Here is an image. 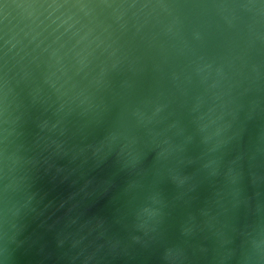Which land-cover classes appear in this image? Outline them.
<instances>
[{"label": "water", "instance_id": "obj_1", "mask_svg": "<svg viewBox=\"0 0 264 264\" xmlns=\"http://www.w3.org/2000/svg\"><path fill=\"white\" fill-rule=\"evenodd\" d=\"M0 264H264V0H0Z\"/></svg>", "mask_w": 264, "mask_h": 264}]
</instances>
